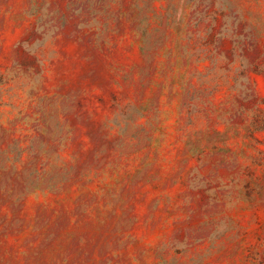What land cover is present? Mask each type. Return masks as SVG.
I'll return each mask as SVG.
<instances>
[{
	"label": "rangeland",
	"instance_id": "374dc122",
	"mask_svg": "<svg viewBox=\"0 0 264 264\" xmlns=\"http://www.w3.org/2000/svg\"><path fill=\"white\" fill-rule=\"evenodd\" d=\"M0 264H264V0H0Z\"/></svg>",
	"mask_w": 264,
	"mask_h": 264
}]
</instances>
